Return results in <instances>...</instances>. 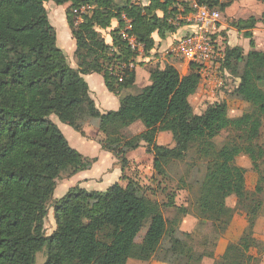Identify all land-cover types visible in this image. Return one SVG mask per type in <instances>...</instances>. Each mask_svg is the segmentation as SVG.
I'll return each mask as SVG.
<instances>
[{
	"label": "trees",
	"instance_id": "trees-1",
	"mask_svg": "<svg viewBox=\"0 0 264 264\" xmlns=\"http://www.w3.org/2000/svg\"><path fill=\"white\" fill-rule=\"evenodd\" d=\"M48 1L70 3L65 14L75 40L77 68L70 66L67 54L57 45L45 6ZM208 1L219 5L218 0ZM114 3L0 0V264H35L36 253L43 249V264H126L129 259L148 261L153 257L168 264H201L205 257L211 258L212 264H256L250 248L262 206L256 198L261 189L256 186L252 193L235 192L230 163L243 153L257 172L264 165V145L258 143L264 129V52L251 49L239 74L242 49L226 47L223 67L231 76H237L233 92L250 99L251 110L239 119L245 123L244 141L215 150L213 139L223 127L227 103L222 100L208 105L200 114L192 113L189 97L200 83L194 64L188 65L185 74L170 64L150 68V84L135 93L128 91L135 85V69L127 70L122 81L110 74L111 65L134 53L118 36L119 28L110 31L111 45L99 29L109 28L112 19L124 14L148 51L154 45V32L165 38L179 27L169 21L174 0ZM82 4L94 8L82 23L74 25L72 9ZM158 9L163 16L156 13ZM242 23L253 26L256 19L238 22V30L245 28ZM243 35L253 46L251 33L244 31ZM90 73L101 74L107 89L119 96L116 110L101 112L96 107L83 78ZM51 115L81 134L86 119H97L103 135L100 146L114 154L122 170L129 164L127 153L143 146L153 156L155 173L164 176V166L183 159L195 144L200 157H210L194 200L197 218L224 229L236 209L243 208V233L219 257L214 256V242L209 249L197 252L186 240L191 234L179 232L178 219L165 217L163 203L146 195L144 188L151 187L134 179H128L124 187L114 182L104 191L76 185L50 205L56 182L63 174L71 176L90 168L95 161L69 145ZM136 121L143 124L144 130L128 134L126 129ZM166 131L171 133L172 147L156 141L157 134ZM232 195L236 197L235 206L227 204ZM165 203L167 207L175 206L172 200ZM49 208L55 229L47 235L44 220ZM176 210L181 215L187 213L183 206ZM148 215L146 233L137 243L135 238Z\"/></svg>",
	"mask_w": 264,
	"mask_h": 264
},
{
	"label": "rangeland",
	"instance_id": "rangeland-1",
	"mask_svg": "<svg viewBox=\"0 0 264 264\" xmlns=\"http://www.w3.org/2000/svg\"><path fill=\"white\" fill-rule=\"evenodd\" d=\"M143 4H147L148 0H141ZM123 3V0H115V5L118 6ZM92 5V4H91ZM49 11L50 18L54 23L56 30L58 32L59 44L60 42L67 39L66 31L61 25V17L57 15V12H54V7L47 6ZM156 13L161 17L163 16L162 10H156ZM50 20V19H49ZM121 25V26H120ZM111 26L113 30L120 29L123 26V20L120 18L112 19ZM120 26V27H119ZM245 28H248L247 25ZM176 32V30H175ZM174 32V33H175ZM102 35V33H101ZM103 36V35H102ZM168 36H172L168 35ZM244 38H247L243 35ZM73 38V37H72ZM74 39V38H73ZM248 39V38H247ZM68 53V52H67ZM73 55V56H72ZM70 55L69 64L72 65V58L76 64V58L74 53ZM174 65L178 68L180 72L186 71L187 62L182 59H175ZM240 68L242 64H239ZM154 67V64L150 67ZM149 67H147L148 69ZM144 73H147L143 64H139L136 67V75L143 76ZM149 76L150 73L148 74ZM237 84L235 76L224 75L223 73L217 74L215 77L204 78L202 77L200 83V90L189 97L190 109L194 114L202 113L205 108L219 101H226L227 103V116L224 120V124L219 134L213 139V148L220 149L223 145L229 144L231 142L242 143L246 137L245 133V123H240V117L251 110V102L247 97H243L235 94L234 88ZM138 89L132 87L129 89V92L135 93ZM53 119H57L54 115H51ZM58 120V119H57ZM84 123H89L88 127H91L92 130L97 129V119L89 117L84 121ZM61 125H65L60 122ZM67 125V124H66ZM65 125V126H66ZM96 128V129H95ZM140 130L137 125H134L131 130H127L128 134L137 133ZM168 133V132H167ZM163 134V133H162ZM170 135V133H168ZM133 135V134H132ZM164 137L158 139L160 144L166 145L168 138L167 135L163 134ZM171 136V135H170ZM172 140V138H171ZM173 142V140H172ZM258 143L264 145V129L261 130V134L258 140ZM174 144V142H173ZM142 147V146H141ZM144 148V147H142ZM135 153L132 159H130L128 167L126 169V175L129 177H134L139 181L149 184L150 189H145L144 192L151 199L160 202L161 210L165 217L171 219L176 218L179 221L178 230L182 233H189L190 238H186L187 242L194 248L195 251L200 252L210 248L209 244L217 242L218 239H237L243 233V230L246 227V218L245 211L242 209H236L234 218L225 225L224 229L217 228L211 224L210 221L203 220L200 221L197 218V210L194 207V200L198 195V190L200 183L209 167L210 157H200L198 153V148L194 144L190 150L186 153L185 157L180 160H172L167 165L164 166L166 174L164 176L157 175L152 165L151 154L143 149V153L139 148L136 150L129 151L127 156ZM149 155L148 158H145V155ZM132 156V155H131ZM95 162V161H94ZM119 163V162H118ZM230 168L232 170L233 186L236 191L244 190L248 193L255 191L256 186L261 189L260 194L257 195L262 206L258 210V215L255 219L254 225V242L250 248V254L254 257L253 262L256 264H264V165L261 164L260 172H257L252 164L250 159L245 154H240L237 156L232 163H230ZM69 177V176H68ZM67 176L63 174L56 182V193L53 196V199L49 202L52 204V201L56 198L61 197L63 194V189H65V180ZM100 176H97L95 184H98ZM124 178V177H123ZM80 183L82 181H79ZM122 183L125 184L126 180H122ZM235 196V195H234ZM173 201L175 206L167 207L165 202ZM179 206L186 207L187 213L181 215L177 212L176 208ZM150 215H148L137 234L141 239V235L146 231V228L150 222ZM244 227L242 230V224ZM44 229L45 233L49 235L55 229V222L53 218L52 209L49 208L48 215L44 220ZM141 234V235H140ZM136 236V237H137ZM46 257V250L43 249L40 252L36 253L35 264H43ZM129 264H143L141 262H136V260L129 259ZM127 263V264H128ZM144 264H168L163 261H159L155 257L151 258ZM201 264H210V260L203 259Z\"/></svg>",
	"mask_w": 264,
	"mask_h": 264
},
{
	"label": "crops",
	"instance_id": "crops-1",
	"mask_svg": "<svg viewBox=\"0 0 264 264\" xmlns=\"http://www.w3.org/2000/svg\"><path fill=\"white\" fill-rule=\"evenodd\" d=\"M219 5L217 6L221 13V19H220V30H221V37H222V45L224 49L226 47H234L239 46L242 49V61L240 64H242L241 68L239 65L238 73L242 71L247 54L251 49H256L259 51L264 52V17H262L264 13V1H258V0H218ZM47 6L54 7V12H57V15L61 17V25L66 31L67 39L63 42L61 41L59 44V38H58V32L56 30V27L54 23L52 22L49 11L48 17L50 19V23L55 28L56 36H57V45L65 51L67 54L68 59L72 57L74 51H75V40L72 38L70 28L67 24L66 20V10L70 6L69 2L57 5L52 1H48L46 4ZM250 17H253L256 19V23H254L253 26H250V24H241L242 27H245L247 25L248 28H243L241 30H238L236 28L235 24H238V22L246 21ZM112 26H110L107 29H99V32L102 33L105 42L109 45L112 43V38L110 36ZM188 30L187 26L178 27L175 33H168L165 38H160L157 35V32H154L152 37L154 39V45L153 47L145 51L144 56L140 58V64L144 65V68L146 69L147 73H144L143 76H137L136 75V69H135V80H134V87L136 89H140L148 84H150V76L148 75L150 72L151 65L154 64V67L158 66L159 68H163L165 65L170 64L173 65L175 68H177L174 65L175 58L170 56L168 54V46L178 37L182 36L184 33H186ZM244 31H249L251 33V38L253 39L254 45L251 46L249 44V38H244L243 33ZM172 36H168L171 35ZM68 52V53H67ZM72 55V56H70ZM69 61V60H68ZM73 64L70 65L72 68H77V65L75 64L73 58H72ZM147 67H149L147 69ZM178 70V68H177ZM179 71V70H178ZM188 71V64L186 71L180 72L181 74H185ZM83 78L88 84L89 92L91 98L94 100L96 107L101 111L105 112L108 110H116L119 107V96L115 93L109 91L104 83V78L99 73H90L83 75ZM237 82L238 78L235 77ZM200 90V83L198 85L197 91ZM129 91V90H128ZM201 91V90H200ZM194 93V94H195ZM193 94V95H194ZM192 96V95H191ZM195 96V95H194ZM51 120L58 126V128L61 130L63 135L66 137L69 145L76 149L78 152H80L84 157L87 158H95V162L92 164V166L88 169L77 171L75 174L69 176L66 178L65 182V189H63V194L73 186H80L88 190H96V191H104L108 186L113 184L114 182H118L121 186H126L128 179H134L140 183V185H145V187H151L149 184L143 183L139 181L138 179L134 177H129L126 175L125 171L127 167L124 168V170L121 169L120 164L118 163V159L112 154L111 152L105 151L101 148L99 141L103 138V135L95 130H92L91 127H88L89 123H84L82 126L83 134L80 132L74 130L69 125H61L60 121L57 119H53L50 116ZM64 124V123H63ZM134 125H137V127L140 128V130L137 132H141L144 130V126L140 121H136L133 124H131L127 130H131ZM137 133H132L137 134ZM167 135L168 141L166 143L167 147H172L174 144L171 140V133L170 135L166 132H159L156 137V141L158 142V139L164 137V135ZM160 144V143H159ZM143 147V146H142ZM142 147H139L141 152L143 153ZM136 150V149H135ZM138 151L133 152V154L127 156V159L130 161V159L135 156V153ZM144 154V153H143ZM149 155H145V158H148ZM151 160H153V156L151 154ZM97 176H100V180L98 184H95L94 181H96ZM124 177V178H123ZM126 180V183L123 184L122 180ZM79 181H82L81 183ZM56 187L53 192V196L56 193ZM62 194V195H63ZM61 195V196H62ZM60 198V197H59ZM58 199V198H56ZM227 204L229 206H235L236 203V197L233 195L227 200ZM234 218V217H233ZM148 227V226H147ZM244 227V221L242 224V230ZM147 230V228H146ZM146 231L140 236L141 239L137 240L139 236L135 238V242L140 243L145 235ZM239 238V237H238ZM237 238V239H238ZM237 239H218L217 242H215L214 247V256L219 257L223 254L226 246L231 243L237 241ZM204 259L210 260V264L213 263V260L211 258L205 257ZM134 261V259H131ZM129 261V260H128ZM127 261V263H128ZM145 263L147 261H137ZM126 263V264H127ZM129 264V263H128Z\"/></svg>",
	"mask_w": 264,
	"mask_h": 264
},
{
	"label": "built area",
	"instance_id": "built-area-1",
	"mask_svg": "<svg viewBox=\"0 0 264 264\" xmlns=\"http://www.w3.org/2000/svg\"><path fill=\"white\" fill-rule=\"evenodd\" d=\"M93 8L94 5L91 4L73 8L74 25L82 23L85 15ZM170 9L173 13L169 21L179 27L187 26L188 30L168 46V54L175 59L186 61L188 65L194 64L200 75V83L202 77L211 80L220 72L230 75L223 67L225 49L221 43L219 8L210 5L208 0H174ZM121 18L123 26L120 27L118 36L134 55L109 67L110 74L115 76L117 81H122L127 70L136 69L146 51L144 42L133 33L131 19L124 14Z\"/></svg>",
	"mask_w": 264,
	"mask_h": 264
}]
</instances>
